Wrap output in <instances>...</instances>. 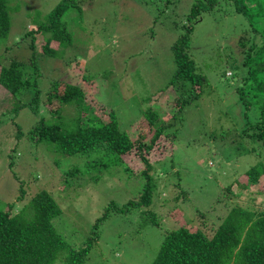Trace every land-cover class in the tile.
Returning a JSON list of instances; mask_svg holds the SVG:
<instances>
[{"label": "rangeland", "instance_id": "obj_1", "mask_svg": "<svg viewBox=\"0 0 264 264\" xmlns=\"http://www.w3.org/2000/svg\"><path fill=\"white\" fill-rule=\"evenodd\" d=\"M60 1L8 0L13 12L9 34L0 39V62L22 61L30 74H35L39 89L58 80L79 85L84 80L86 90L92 87L90 93L104 106V110L102 105L88 107L82 113L87 121L107 120L112 109L121 130L132 138L145 133L147 140L154 127L160 126L159 117L166 122L181 109L180 100L170 109L163 101L179 94L168 85L176 70L172 45L190 24L188 54L194 60L195 72L206 77V88L199 100L185 104L175 124L168 128L174 134L169 133V139L175 143L171 156L160 158L158 151L144 154L152 164V202L147 207L125 205L137 200L145 188L139 174L144 164L134 148L122 155L123 166L109 169L110 161L97 159L107 164L106 170L101 163L99 171L91 169L98 178L90 181L87 175L77 176L70 186L63 184L64 171L79 163V158H62L43 142L35 147L27 137L17 140L15 148L16 125L25 132L38 123V116L45 113L41 98L47 89L39 91L38 115L32 114L29 106L15 115L11 108L16 99L0 86L1 202L20 208L45 190L60 209L53 219L57 233L77 249L88 240L92 243L80 264H150L164 231L182 224V217L205 212L206 224L212 227L232 205L264 200L259 183H248L241 196L230 198L221 192L224 184L241 179L248 168L264 162V155L252 150L254 145L242 136L243 110L235 95L242 79L235 74L229 79L223 75L226 58L241 61L245 55L236 44L243 35L239 25L243 18L227 14L232 0H217L212 10L201 9L190 23L193 5H206V0H75L65 14L72 44L53 42L50 46L59 54L55 58L36 53L34 69L27 45L33 34L34 46L40 50L45 36L35 21ZM67 60L70 65H65ZM225 76H230L229 70ZM32 95L31 89H25L17 99L29 104ZM252 100L260 102L257 97ZM149 109L157 114L159 123L154 127L147 124L142 113ZM67 110L69 114L77 112L75 105L67 106ZM49 117L45 113V118ZM237 132L241 137H236ZM162 133L168 139L167 132ZM154 146L161 148V141ZM220 197L224 201L218 202ZM102 214L105 217L95 226ZM53 264H65V260L57 259Z\"/></svg>", "mask_w": 264, "mask_h": 264}, {"label": "trees", "instance_id": "obj_2", "mask_svg": "<svg viewBox=\"0 0 264 264\" xmlns=\"http://www.w3.org/2000/svg\"><path fill=\"white\" fill-rule=\"evenodd\" d=\"M206 1V5H193L188 18L189 23L191 18L199 15L201 9L212 10L216 6L217 0ZM232 1V7L227 8V14L239 15L243 18L239 22L243 35L236 44L245 55L241 61H237L234 57L230 60L226 58L223 75L224 78L229 79L235 74L242 79V82L236 86L235 94L243 110L242 136L254 145L252 150L264 155V0ZM74 3L75 0H61L42 19L35 21L38 30L45 36L40 50H36L34 46L33 34L28 42L29 58L34 69L37 68L36 53L40 52L42 55L55 58L59 54L51 47L53 42L59 46L72 44L73 36L68 29L65 14ZM76 8L80 12V8L78 6ZM11 12L13 11L8 6V0H0V39L9 34ZM190 25L172 45L176 70L170 77L168 85L172 84V88L177 89L179 94L173 95L169 101H163L170 109L175 100H180L182 107L166 122L159 117L161 123L158 127L156 112L150 109L142 111L147 124L156 126L151 136H148L149 140H146L145 133L132 138L126 131L121 130L118 116L112 109V112L107 113V120H99L96 116L98 119L87 121L82 113L90 106L102 105L94 99L93 93H90L92 87L86 90L83 86L84 80L80 85L76 84L77 82L58 80L49 84L50 86L46 84L42 87L47 89L45 98L43 96L41 99H44L45 113L50 117L45 118V113L40 114L38 123H34V126L27 130L28 132H24L21 126L16 125L14 147L16 148L17 140L27 137L31 143H35V147L37 143L43 142L48 146V150L60 154L62 158L66 155L79 158V163L69 165L68 170L64 171L63 184L66 186H70L77 176L87 175L90 181L98 178L99 175L93 174L91 169L96 168L94 170L99 171L98 167L102 163L103 169L106 170L107 164L97 159L110 161L109 169L112 165L123 166L122 155L134 148L139 152L138 160L144 164L139 174L145 181V188L137 200H130L125 205L144 204L148 207L152 202L150 174L152 164L144 154L158 151L160 158L171 156L174 141L173 138L169 139L171 132L167 131L168 128L175 124L185 104L191 100H199L206 88L204 87L207 83L206 77L195 72L194 60L188 54L191 42ZM70 64L71 61L67 60L65 65ZM29 69V66L26 67L22 61H12L7 65L0 62V86L16 99L11 108L15 115L27 106L32 114L38 115L37 99L42 89L38 88L33 78L35 74H30ZM226 70L230 71V76H225ZM25 89H31L33 92L28 100L29 104L17 99V95L21 97ZM185 95L187 96L184 97ZM255 97L260 98V102H253L252 98ZM72 105L76 106L77 112L69 114L71 111L67 110V106ZM101 109L104 110L103 105ZM168 110L164 112L165 115ZM163 131L167 132L165 136L168 139L164 137ZM239 136L241 137V134L237 132L236 137ZM158 141H161V148L154 146ZM248 183L249 185L259 183L260 189L264 190L263 161L248 168L241 179L238 178L231 184H224L221 192L230 198L241 196L244 195L242 188H247ZM220 201H224L222 197L219 198L218 202ZM251 201L255 202L256 199L253 198ZM263 204L264 200L257 204H234L225 215L220 216L219 223L212 227L206 224L208 219L205 212L199 211L193 218L182 217V224L164 231L158 252L150 264H264V208H261ZM15 206L14 203L5 204L0 200V264H53L57 259L65 260V264L82 262L92 243L88 240L85 246L77 249L57 233L53 219L59 215L60 209L48 192L42 190L20 208L15 209ZM104 217V214L99 216L95 220V226ZM210 230L213 232L210 233Z\"/></svg>", "mask_w": 264, "mask_h": 264}]
</instances>
